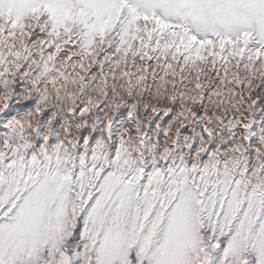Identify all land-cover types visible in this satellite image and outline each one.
Returning a JSON list of instances; mask_svg holds the SVG:
<instances>
[{
    "label": "snow or ice",
    "instance_id": "1",
    "mask_svg": "<svg viewBox=\"0 0 264 264\" xmlns=\"http://www.w3.org/2000/svg\"><path fill=\"white\" fill-rule=\"evenodd\" d=\"M37 33L47 38L34 46L39 61L26 43ZM62 51L101 69L123 65L129 96L133 80L147 90L152 70L155 98L179 101L177 118L182 126L195 121L193 136L177 131L163 146L134 121L136 133L125 139L97 113L99 138H71L64 116L52 123L57 105L74 119L98 104L85 102L84 78L58 70ZM129 62L139 75H129ZM233 62L237 70L264 69V0H0V264H264V122L257 134L254 121H244L243 95L233 105L241 118L227 123L185 107L186 100L202 102L200 78L209 65L227 69ZM25 65L38 70L27 73L39 96L35 128L33 114L21 122L6 111L17 98L9 76ZM183 73L196 74L195 95L176 92L177 77L186 87ZM234 82L241 83L238 75ZM107 87L105 80L102 102ZM47 104L50 118H39ZM253 137L260 147L245 148ZM229 142L234 147L225 151Z\"/></svg>",
    "mask_w": 264,
    "mask_h": 264
},
{
    "label": "rangeland",
    "instance_id": "2",
    "mask_svg": "<svg viewBox=\"0 0 264 264\" xmlns=\"http://www.w3.org/2000/svg\"><path fill=\"white\" fill-rule=\"evenodd\" d=\"M41 39V40H40ZM47 39L41 33H37L35 37L32 38V41H36L38 43L33 44L34 46L41 43L43 40ZM40 41V42H39ZM31 42L26 41L30 48L33 47ZM34 51L37 50L39 53V47H33ZM46 51H49L46 49ZM34 55L32 59L39 61V55ZM60 56L62 59L58 62L60 64L58 67L59 71H65L66 75L79 80L81 78L85 79L86 85L89 89L88 94L85 95V102L91 99L94 103L98 104V107L92 108L85 117L76 116L74 119L79 120L81 123L85 124L86 127L83 129H77L74 119L70 118L69 114H67V108L63 104H58L55 108L57 113L56 120H53V125L56 124V121L60 119L61 116H64L65 119L62 123H67L71 126V138L79 135L80 136H90L96 135L99 138L98 133L93 132V125L96 123V114L100 113V121L102 125L107 124L108 119H112L113 123L116 125L117 137L121 132H126L125 139H128L129 136H134L136 133V123L134 121H139L141 124L140 131L147 133L152 136L153 141L157 139L160 141L161 145L169 146L176 139V133L179 131L183 136L192 137L193 132L196 128L195 121L190 119L187 121L186 126L181 125L182 117L177 118L179 113L183 111L180 106L179 101L175 104H172L168 101L167 97H162L159 102L155 98L158 81L154 83L152 79V70L149 71L148 76L145 80V85L147 86V90H145L144 86H137V81H132V90L133 95H128V77L124 76V68L121 65L119 68L106 66L103 69L97 66L96 64H91L89 66V61L85 59L82 62H78L75 59V55L73 52L64 53L61 52ZM72 56L73 59L71 63H69L68 57ZM74 62V64H73ZM76 62V63H75ZM78 63V64H77ZM80 63H83V69L80 68ZM151 63V62H150ZM62 64V65H61ZM73 64V65H72ZM144 66L143 62L137 65V67ZM60 68V69H59ZM153 68L155 66L153 65ZM32 72L34 76L38 74V70L35 65H25V67L20 69L19 74L11 80L15 79V83L12 85L16 92V99H11L8 101L10 107L7 111L8 118H16L21 122L27 121L30 114L32 116V125L33 128L36 127L37 117L34 115L36 110V101L39 99V96L36 93V85H34L32 80L28 79L27 73ZM158 75V70H156ZM128 73L129 75L136 74V69L132 68L131 62L128 65ZM97 75V79L92 75ZM240 77V84H236L234 82L235 76ZM99 76V77H98ZM182 76L185 77L186 87H182L179 83V77L176 78V92H191L195 87V81L197 76L195 73H183ZM191 79L192 83L187 82V78ZM227 79L229 82L225 85L224 81ZM10 80V81H11ZM107 81V89L106 91V102L104 101V97L100 93V89L103 87V82ZM200 82L204 88L203 92V100L202 102H198L193 105L191 102H185V107L194 108L196 112L201 115L208 116H219L221 120H224L226 123L233 121V119H240V113L236 112L235 107L233 105L237 104V100L240 95H243L245 99L240 103L241 110L244 112L243 119L245 122L254 121L253 127L256 129L257 134L259 133L260 124L264 122V116H262V112H264V69H256L252 70L249 68H245L243 64H241L239 70L233 64L228 65L227 69L222 67H217L215 70L212 69V66H208V71L200 78ZM115 86V91L113 90ZM40 90H43V85H39ZM49 89H51V85H49ZM210 89V90H209ZM41 90V91H42ZM72 90L79 95V90L72 86ZM168 92L172 93V86L169 85ZM52 102L55 103V97L52 93ZM191 94L195 95L194 92ZM3 95V89L0 88V96ZM63 95V94H62ZM249 95L252 100H256L257 104L254 107V110L249 112L247 109L252 105V100L248 99ZM133 103V104H132ZM81 102L77 99V105L80 106ZM119 105L118 110L113 111V108ZM133 105V106H132ZM147 105V107H145ZM3 106V100L0 99V107ZM135 108H138L139 111H135ZM155 108L156 111L152 109ZM172 109L171 112H168L165 115V110ZM51 110V104L45 105V109L40 113L39 118L49 117V111ZM132 113V118H129V113ZM156 125L160 127L157 128ZM25 127L27 125L25 124ZM203 125L200 128V132L207 139V134L203 132ZM216 130L219 135H224L221 130L222 125L217 124ZM238 126L235 131L237 132V139L240 137V128ZM164 129L167 131V135H164V132L161 131ZM61 134H63V128L58 129ZM6 131L3 128H0V133ZM106 135V133H105ZM147 138V136L145 137ZM245 148L251 143L253 148H259L260 144L256 137H253L252 141H243ZM209 147V145H205ZM217 147H219V139L217 141ZM194 147H199L198 144L194 145ZM230 147H234L233 145L226 144L224 146L225 151H227ZM243 150V149H242ZM247 152H245V155ZM253 155H255L253 153ZM253 160V156H252ZM254 161V160H253Z\"/></svg>",
    "mask_w": 264,
    "mask_h": 264
},
{
    "label": "bare ground",
    "instance_id": "3",
    "mask_svg": "<svg viewBox=\"0 0 264 264\" xmlns=\"http://www.w3.org/2000/svg\"><path fill=\"white\" fill-rule=\"evenodd\" d=\"M40 40H41V39H40ZM37 41H38V40H36V41L34 40V41L31 42V44L33 45V44H35V43H38ZM39 42H40V41H39ZM39 44H40V43H39ZM39 44H38V45H39ZM36 45H37V44H36ZM33 47H34V45H33ZM33 47H32V48H33ZM35 48H36V47H35ZM37 53H38L37 50H35V51H34V55H36V57H38V56H37ZM33 57H34V56H33ZM36 57H35V58H36ZM35 58H34V59H35ZM35 60H36V59H35ZM63 60H64V59L62 58V61H63ZM75 63H76V62H75ZM73 64H74V62H73ZM73 64H72V65H73ZM77 64H78V63H77ZM59 65H60V64H57L58 67H60ZM61 65H62V64H61ZM229 65H230V64H229ZM60 68H62V67H60ZM60 68H59V69H60ZM227 68H228V67H227ZM92 75H93V76L95 77V79H97V81H98L97 75H95V74H92ZM98 77H99V76H98ZM9 80H11V76H9ZM12 87H13V86H12ZM41 90H42V89H41ZM42 91H43V90H42ZM50 93H51V92H50ZM51 96H52V95H51ZM132 104H133V103H132ZM132 106H133V105H132ZM72 138H73V139H77V138H79V135H76V136H74V137H72ZM246 154H247V153H246ZM253 160H254L253 162L255 163V162H256V156H255V155H253Z\"/></svg>",
    "mask_w": 264,
    "mask_h": 264
}]
</instances>
